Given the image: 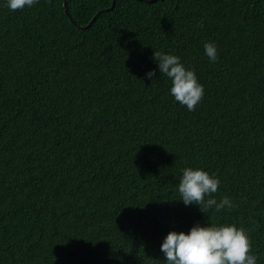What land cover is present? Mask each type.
Returning <instances> with one entry per match:
<instances>
[{
    "label": "trees",
    "instance_id": "1",
    "mask_svg": "<svg viewBox=\"0 0 264 264\" xmlns=\"http://www.w3.org/2000/svg\"><path fill=\"white\" fill-rule=\"evenodd\" d=\"M112 3L0 0V264H166L167 233L209 219L264 264V0H116L80 27ZM154 52L195 70L194 111ZM186 167L236 206L185 205Z\"/></svg>",
    "mask_w": 264,
    "mask_h": 264
},
{
    "label": "clouds",
    "instance_id": "2",
    "mask_svg": "<svg viewBox=\"0 0 264 264\" xmlns=\"http://www.w3.org/2000/svg\"><path fill=\"white\" fill-rule=\"evenodd\" d=\"M39 0H5V6L11 10L31 8ZM65 5V4H64ZM204 54L211 63L219 59L215 42L204 44ZM154 59L160 75L170 82V94L179 104L194 111L202 100L205 91L195 70L185 67L178 55L154 52ZM146 77L156 78L155 69L149 70ZM221 180L201 167H186L179 177L178 192L180 201L185 205L195 204L208 214L209 210L219 213L224 209L232 210L236 205L228 197L217 200ZM250 233L244 227L235 224L196 223L189 231L171 230L164 237L160 251L166 264H257L258 257L252 253Z\"/></svg>",
    "mask_w": 264,
    "mask_h": 264
},
{
    "label": "water",
    "instance_id": "3",
    "mask_svg": "<svg viewBox=\"0 0 264 264\" xmlns=\"http://www.w3.org/2000/svg\"><path fill=\"white\" fill-rule=\"evenodd\" d=\"M140 1H143V0H140ZM145 1H146L147 3H151V2H155V1H157V0H145ZM64 4H65V6H67V0H64ZM115 4H116V0H113L112 6H111L110 8L103 9L102 11H99V12L97 13V15H95V16L93 17V19H92L91 22L88 24V26H85V27L80 26V27H82V28H84V29H87V28H88V27H89V26H90V25H91V24L97 19L98 15H99L100 13L113 9L114 6H115ZM66 14L69 16V18L71 19L72 22H75V21L73 20V18L71 17V14H70L68 8H66Z\"/></svg>",
    "mask_w": 264,
    "mask_h": 264
}]
</instances>
